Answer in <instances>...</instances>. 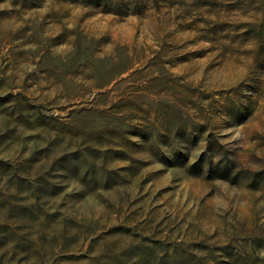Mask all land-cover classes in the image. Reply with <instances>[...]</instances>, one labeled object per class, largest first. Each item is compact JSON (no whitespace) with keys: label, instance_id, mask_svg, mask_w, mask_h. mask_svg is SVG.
<instances>
[{"label":"rangeland","instance_id":"1","mask_svg":"<svg viewBox=\"0 0 264 264\" xmlns=\"http://www.w3.org/2000/svg\"><path fill=\"white\" fill-rule=\"evenodd\" d=\"M0 264H264V0H0Z\"/></svg>","mask_w":264,"mask_h":264}]
</instances>
